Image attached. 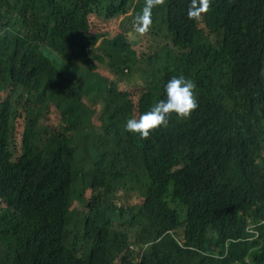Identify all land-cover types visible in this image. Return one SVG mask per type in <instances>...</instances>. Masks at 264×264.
I'll list each match as a JSON object with an SVG mask.
<instances>
[{
    "label": "trees",
    "instance_id": "obj_1",
    "mask_svg": "<svg viewBox=\"0 0 264 264\" xmlns=\"http://www.w3.org/2000/svg\"><path fill=\"white\" fill-rule=\"evenodd\" d=\"M133 2L0 0V264H264V0ZM181 75L197 108L125 131Z\"/></svg>",
    "mask_w": 264,
    "mask_h": 264
},
{
    "label": "clouds",
    "instance_id": "obj_2",
    "mask_svg": "<svg viewBox=\"0 0 264 264\" xmlns=\"http://www.w3.org/2000/svg\"><path fill=\"white\" fill-rule=\"evenodd\" d=\"M160 0H147L141 12L135 17V30L143 33L150 24L151 9ZM208 6V0H200L199 11ZM194 9L189 8L188 15L192 16ZM195 84L184 76H172L163 85L164 98L157 100L149 110L140 114L138 118H128L124 124L125 131L137 134L140 138H147L151 131L168 123L171 113L181 118H187L197 108V98L194 94Z\"/></svg>",
    "mask_w": 264,
    "mask_h": 264
},
{
    "label": "rangeland",
    "instance_id": "obj_3",
    "mask_svg": "<svg viewBox=\"0 0 264 264\" xmlns=\"http://www.w3.org/2000/svg\"><path fill=\"white\" fill-rule=\"evenodd\" d=\"M167 1L168 0H160V3L158 4H155L151 11H156L158 12L159 10H162L163 12H165V8H166V5H167ZM140 3H143V4H146L147 3V0H135V2L132 3V7L131 8H136L139 6ZM133 9H130L129 11V14L133 12ZM124 17H121L119 20H123ZM18 30V28H14V32H16ZM89 68H91V72L95 73V72H98L100 74H107V68L106 66L104 65H101L94 61V66L93 67H90V64H89ZM143 68H147V66H143ZM150 74H152L151 72H148ZM148 73H144L142 71H140L139 69H134L132 72H130L126 77L125 79L123 80V86H121V88L123 89H133L134 86H145L148 87V86H151V80H152V77L148 76ZM103 100V96H100V97H91V100L89 99H86L87 102H90L92 105H95V104H98L99 101H102ZM80 159V158H79ZM79 162V160H78ZM89 163L87 162H83L82 163V166L83 167H86L88 166ZM129 180H132V178H128L126 180H122L120 182H118L116 184V186L114 187V191L113 193L111 192L110 193V196H109V199H113L114 196L115 197H118L120 198L121 200H124L125 198V201L128 202H135L137 201V194L136 193H126L123 191H119L124 183L126 181H129ZM131 184V183H129ZM117 191V193L115 194V192ZM81 197V194L79 195V198ZM84 198V197H83ZM89 198V194L86 195V198L84 199H80L79 201H77L76 205H75V210L72 212L73 214L71 215V226L72 228H75L76 227V230L80 229L83 227V224H84V215L83 213L85 212L86 210V200ZM142 222V219L141 218H138L136 221H135V224L137 223H140ZM132 248H135L134 245L131 246Z\"/></svg>",
    "mask_w": 264,
    "mask_h": 264
},
{
    "label": "crops",
    "instance_id": "obj_4",
    "mask_svg": "<svg viewBox=\"0 0 264 264\" xmlns=\"http://www.w3.org/2000/svg\"><path fill=\"white\" fill-rule=\"evenodd\" d=\"M92 64H94L93 62H90V66H92Z\"/></svg>",
    "mask_w": 264,
    "mask_h": 264
},
{
    "label": "built area",
    "instance_id": "obj_5",
    "mask_svg": "<svg viewBox=\"0 0 264 264\" xmlns=\"http://www.w3.org/2000/svg\"><path fill=\"white\" fill-rule=\"evenodd\" d=\"M126 73L128 72V70L125 71ZM132 248V247H131Z\"/></svg>",
    "mask_w": 264,
    "mask_h": 264
}]
</instances>
